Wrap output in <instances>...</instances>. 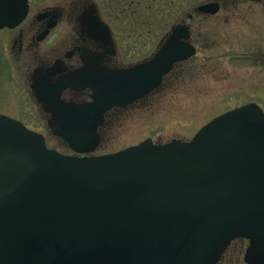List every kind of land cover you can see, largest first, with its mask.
Returning <instances> with one entry per match:
<instances>
[{"label": "water", "instance_id": "water-1", "mask_svg": "<svg viewBox=\"0 0 264 264\" xmlns=\"http://www.w3.org/2000/svg\"><path fill=\"white\" fill-rule=\"evenodd\" d=\"M27 9V0H0V29ZM168 46L136 68L101 70L84 105L58 100L80 86L76 76L53 86L52 135L76 153L96 150L106 112L149 94L193 54ZM236 238L249 241L247 264H264V112L255 103L189 141L146 139L85 157L50 150L0 115V264H217Z\"/></svg>", "mask_w": 264, "mask_h": 264}, {"label": "flooded vegetation", "instance_id": "flooded-vegetation-1", "mask_svg": "<svg viewBox=\"0 0 264 264\" xmlns=\"http://www.w3.org/2000/svg\"><path fill=\"white\" fill-rule=\"evenodd\" d=\"M246 3H256L264 9V0H172L166 13L158 9L156 0H68L64 6L39 7L27 0L22 22L0 29V49L7 66L3 75H12L17 88H23L33 109L29 114L34 112L43 118V127L51 134L48 121L56 105H50L47 99L54 90L52 86L76 76L80 86L63 89L59 100L82 105L91 101L93 90L89 85L97 82L101 70H129L147 64L167 44L168 48L193 50L191 56L172 64L155 90L127 107L106 112L104 123L98 128L100 135L107 121L155 94L173 78V73L178 77L177 71L193 63L201 50L211 44L207 43L208 33L197 28L199 17L209 20L220 16L226 21L242 11L239 9ZM62 28L65 31L61 32ZM21 79L25 86L20 85ZM18 108L17 116L22 113ZM54 138L65 146L64 154L85 156L72 152L64 141ZM45 140L47 143L46 137ZM242 262L245 264L243 257Z\"/></svg>", "mask_w": 264, "mask_h": 264}, {"label": "rangeland", "instance_id": "rangeland-1", "mask_svg": "<svg viewBox=\"0 0 264 264\" xmlns=\"http://www.w3.org/2000/svg\"><path fill=\"white\" fill-rule=\"evenodd\" d=\"M66 1L31 3L34 7L64 6ZM156 1L158 9L166 13L172 0ZM239 10L242 11L226 21L220 16L209 20L199 17L197 28L208 33L207 43L211 44L201 50L193 63L177 71L178 77L173 73V78L155 94L110 118L112 121L101 129L100 145L94 154L117 152L145 139L154 144L174 139L189 141L212 118L248 103L257 104L264 112V9L259 4L246 3ZM5 65L0 49L1 115L12 116L29 129L40 131L49 148L64 153L65 146L44 129L43 118L34 112L29 114L32 107L24 97L25 91L17 88L12 75H3ZM19 82L24 85L22 79ZM17 108L22 112L19 116ZM246 245L245 240L233 241L218 264H243Z\"/></svg>", "mask_w": 264, "mask_h": 264}]
</instances>
